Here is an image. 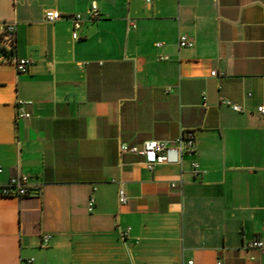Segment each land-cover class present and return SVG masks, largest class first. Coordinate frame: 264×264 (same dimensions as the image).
Instances as JSON below:
<instances>
[{"label": "crops", "instance_id": "1", "mask_svg": "<svg viewBox=\"0 0 264 264\" xmlns=\"http://www.w3.org/2000/svg\"><path fill=\"white\" fill-rule=\"evenodd\" d=\"M4 21L32 63L0 61V186L30 191L0 193V264H264V0H0ZM149 139L172 147L153 168L122 148Z\"/></svg>", "mask_w": 264, "mask_h": 264}, {"label": "built area", "instance_id": "2", "mask_svg": "<svg viewBox=\"0 0 264 264\" xmlns=\"http://www.w3.org/2000/svg\"><path fill=\"white\" fill-rule=\"evenodd\" d=\"M150 1V0H148ZM91 14L99 16V9L96 3L91 6ZM48 21H55L66 17L72 22V37L73 39H79L81 37V30L83 27L84 16L80 12L63 13L58 9H48L45 13ZM195 41L186 34H182L179 38V45L181 47L193 46ZM160 46L161 43L157 42ZM16 47V25L12 22H1L0 23V61L2 62H15L19 71L28 70L32 60L27 57H18L14 55ZM161 59H167V56L161 55ZM212 76H224L226 72L224 70H212ZM251 95V92H248ZM205 98V96H204ZM226 103L232 105L235 110L245 111L246 108L238 103L231 102L230 100H224ZM31 103V101H21L16 112L17 118L30 117L31 113L26 111L24 105ZM257 113L264 119V103H261L256 108ZM180 149L186 151H193L196 148V139L194 131H187L183 137L179 140ZM123 149H129L132 152H140L145 156V164L148 168H153L155 164L168 160L167 150L172 148L171 145L165 140L149 139L144 141L142 149L137 146H123ZM193 171L196 177H200L203 173L199 161L193 162ZM2 167L0 166V172ZM172 185H175L173 183ZM29 180L25 174L12 176L8 183L0 186V193L7 196H24L29 193ZM118 198L121 203H125L128 200V196L124 186L120 185L118 190ZM51 237L47 235V238ZM245 246L247 248H262L264 247V240L260 237H254ZM31 262V260H29ZM190 260L189 263H192ZM217 264H224L222 259L217 260Z\"/></svg>", "mask_w": 264, "mask_h": 264}]
</instances>
